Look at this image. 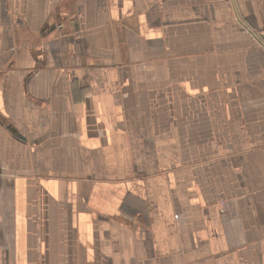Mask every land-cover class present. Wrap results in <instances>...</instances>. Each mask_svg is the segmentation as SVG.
<instances>
[{"label":"crops","instance_id":"obj_1","mask_svg":"<svg viewBox=\"0 0 264 264\" xmlns=\"http://www.w3.org/2000/svg\"><path fill=\"white\" fill-rule=\"evenodd\" d=\"M0 264H264V0H0Z\"/></svg>","mask_w":264,"mask_h":264}]
</instances>
